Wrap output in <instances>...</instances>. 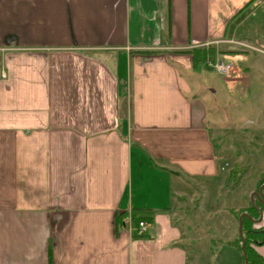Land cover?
<instances>
[{
	"label": "crops",
	"instance_id": "obj_1",
	"mask_svg": "<svg viewBox=\"0 0 264 264\" xmlns=\"http://www.w3.org/2000/svg\"><path fill=\"white\" fill-rule=\"evenodd\" d=\"M259 4L0 0V264L190 263L173 186L218 168L189 50L244 42L231 47L247 61L233 65L231 109L264 125L250 109L264 108ZM140 207L151 209L143 234L116 223ZM237 235L225 243L244 264ZM254 247L264 257V241Z\"/></svg>",
	"mask_w": 264,
	"mask_h": 264
},
{
	"label": "rangeland",
	"instance_id": "obj_2",
	"mask_svg": "<svg viewBox=\"0 0 264 264\" xmlns=\"http://www.w3.org/2000/svg\"><path fill=\"white\" fill-rule=\"evenodd\" d=\"M259 1V5L264 6V0ZM243 43L221 38L213 47H208L214 48V59L209 56L201 70L193 68L192 72V76L203 79L204 91L209 96L206 124L212 137L218 172L214 179L182 178L173 186L170 214L173 223L181 226L190 259L188 264H231V258H234L231 245L225 242L231 239V235L236 236L239 217L252 204V192H258L264 183V132L260 131L264 125L259 123L260 118L255 123L246 121L251 115L249 112L244 115L242 107L240 113L231 109V81L237 74L235 66L243 71V66L247 65L246 58L231 59V53H243L241 50L232 52L231 47L250 49ZM194 48L205 47L198 45ZM216 62L230 67H225L227 71L221 74L213 66ZM262 71L261 68L258 72L250 70V80L258 74L263 75ZM209 88H215L216 93L211 95ZM253 89L251 86L250 91ZM250 109L252 116L260 111L264 114L263 107ZM255 198L256 203L259 202ZM131 217L134 218L132 213ZM231 220H234L233 225Z\"/></svg>",
	"mask_w": 264,
	"mask_h": 264
},
{
	"label": "trees",
	"instance_id": "obj_3",
	"mask_svg": "<svg viewBox=\"0 0 264 264\" xmlns=\"http://www.w3.org/2000/svg\"><path fill=\"white\" fill-rule=\"evenodd\" d=\"M189 53L192 54V67L194 69L201 70L204 63L206 64V58H208L209 56H214L215 50L214 48H194L192 50H189ZM212 59H214V57H212ZM150 212L151 209L147 207L133 208L130 212V215L132 213V216L134 217H131L133 226H138V223L140 221H150V217H145V215H139L141 213L149 214ZM242 212H245L249 215L242 217V235L245 242V252L248 264H264V257L259 254L254 247L255 245H257V243H261L264 241V226H257L255 223V220L259 218L260 214L257 209L252 206V204L251 206H249L248 209H244ZM125 217L126 215L124 213L116 215V223L118 225H122L123 219ZM236 243L237 249L243 257L241 249V237L239 235H237Z\"/></svg>",
	"mask_w": 264,
	"mask_h": 264
},
{
	"label": "water",
	"instance_id": "obj_4",
	"mask_svg": "<svg viewBox=\"0 0 264 264\" xmlns=\"http://www.w3.org/2000/svg\"><path fill=\"white\" fill-rule=\"evenodd\" d=\"M263 187H264V183L261 184L258 192H252V194H251L252 204H253V206L257 209V211L260 214L259 218H257L255 221H259L261 219V208L256 203V201L254 200V196L256 197L255 199H257L259 202H261L264 205V201H263V198H262V197H264V193L262 191ZM243 216H249V215L246 214V213H242L240 215L238 233H239V236L241 237V249H242V254H243V258H244V264H248L247 256H246V252H245V242H244L243 235H242V217Z\"/></svg>",
	"mask_w": 264,
	"mask_h": 264
},
{
	"label": "built area",
	"instance_id": "obj_5",
	"mask_svg": "<svg viewBox=\"0 0 264 264\" xmlns=\"http://www.w3.org/2000/svg\"><path fill=\"white\" fill-rule=\"evenodd\" d=\"M213 66L216 68L218 72L224 74L227 71L225 67H228L229 65L225 66L223 62H216L215 64H213ZM122 223L124 226H128V228L135 230L137 234H143L147 229V222L145 221H140L138 223V226L136 227L133 226L130 213L128 214L127 217L124 218Z\"/></svg>",
	"mask_w": 264,
	"mask_h": 264
}]
</instances>
